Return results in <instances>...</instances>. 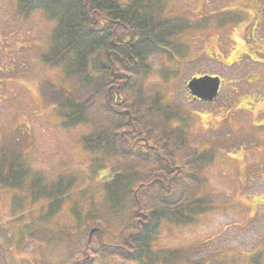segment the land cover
Instances as JSON below:
<instances>
[{"label": "trees", "instance_id": "obj_1", "mask_svg": "<svg viewBox=\"0 0 264 264\" xmlns=\"http://www.w3.org/2000/svg\"><path fill=\"white\" fill-rule=\"evenodd\" d=\"M10 1L23 18L40 11L54 22L49 52L41 58L62 69L63 82L45 81L46 100L62 127L92 126L80 148L95 154L93 172L106 177L101 202L84 212L75 207L69 212L67 239L75 238L79 250L90 247L100 256L138 264H174L181 259L189 264H223L219 258L212 261L217 250L212 247L206 255L211 258L199 261L191 258L190 247L161 250L155 242L164 223L191 225L213 209L208 197L196 195L205 183L197 172L213 162V145H202L203 139L198 140L191 122L175 106L158 95L141 94L151 57L160 54L168 60L172 51L181 52L183 44L176 35L189 27V21L165 16L163 0ZM191 139L198 143L192 145ZM8 146L0 145V187L19 186L31 176L37 183L31 202L45 195L47 211L40 216L50 219L71 193L75 179L67 177L66 183L58 179L41 189V175L30 168L22 152L11 153ZM117 157H132L134 162H110ZM105 218H120L121 224L108 230ZM90 221L99 224L89 227ZM76 229L82 231L77 240ZM6 231L0 224V234ZM5 236L11 247L10 235ZM198 248L202 250L201 243ZM257 249L255 254L264 253V239ZM92 258H72L70 264H91ZM6 261L11 264V259Z\"/></svg>", "mask_w": 264, "mask_h": 264}, {"label": "rangeland", "instance_id": "obj_2", "mask_svg": "<svg viewBox=\"0 0 264 264\" xmlns=\"http://www.w3.org/2000/svg\"><path fill=\"white\" fill-rule=\"evenodd\" d=\"M222 3L223 0H164V15L196 21ZM53 23L40 11L23 18L10 0H0V145H9L11 153L22 152L30 168L41 175V189L50 188L58 179L65 183L67 177L75 179L71 193L48 221H35L46 213L47 205L45 195L31 202L32 188L35 190L37 185L31 176L19 186L0 187V224L10 233L0 234V264H7L6 258L11 259V264H70L72 258L81 260L88 254L93 256L91 264H138L117 256L84 252L86 248L79 250L75 238L71 241L61 237V233H68L73 207L84 212L102 201L106 177L93 172L95 154L80 148L82 136L92 126L62 127L53 107H49L52 104L46 100L45 81L57 85L63 82L62 69L50 68L41 59L49 52ZM208 31H182L179 41L186 46L184 58H178L180 53L176 51L171 53L175 60H166L160 54L152 56L151 72L143 81L141 94L158 95L183 115L188 114V118L194 119L191 126L198 140L203 139V146L212 144L216 155L211 164L197 172L205 183L198 186L196 195L215 202L212 211L191 225L164 223L155 242L161 250L190 247L194 251L191 258L198 260L211 258L206 256L208 250L216 246L212 261L219 258L223 264H264V254H255L264 239V114L260 112L264 99L191 100L186 79L195 72L216 71L221 65L209 58L216 46L212 35L207 37ZM204 37L205 56L199 52ZM181 52L185 53L183 49ZM235 67L223 70V74L230 75ZM209 137L214 138L213 142ZM191 140L192 145L198 143ZM110 162L132 164L134 159L117 157ZM104 222L110 230L120 226L121 219L105 218ZM98 224L90 221L89 227ZM5 234L12 237L11 247ZM79 235L82 231L76 229V240ZM194 243L195 249L190 246ZM200 243L202 250L198 248ZM174 264L189 262L181 259Z\"/></svg>", "mask_w": 264, "mask_h": 264}, {"label": "flooded vegetation", "instance_id": "obj_3", "mask_svg": "<svg viewBox=\"0 0 264 264\" xmlns=\"http://www.w3.org/2000/svg\"><path fill=\"white\" fill-rule=\"evenodd\" d=\"M225 4L227 6L225 12L237 18L238 21L236 20L232 26L227 28L228 37L231 39L229 41L231 42L222 43L218 41L216 44L223 48L234 46L236 49H244L243 51L251 60L263 63L264 59L260 58L258 53L264 52V0H225ZM212 36L216 39L218 34ZM223 56L219 57L218 60ZM230 65L228 64V66ZM234 71L236 73L243 71L246 76L243 89L234 87L231 84L227 85L238 95L264 91V66L247 62V64H239ZM219 77L220 91L229 94L230 91L223 90L224 83L222 77L220 75ZM233 82L235 81H231V83Z\"/></svg>", "mask_w": 264, "mask_h": 264}, {"label": "water", "instance_id": "obj_4", "mask_svg": "<svg viewBox=\"0 0 264 264\" xmlns=\"http://www.w3.org/2000/svg\"><path fill=\"white\" fill-rule=\"evenodd\" d=\"M217 77L202 76L189 80L187 87L191 93L204 99H212L217 90Z\"/></svg>", "mask_w": 264, "mask_h": 264}]
</instances>
